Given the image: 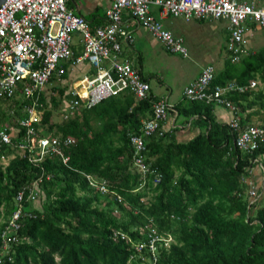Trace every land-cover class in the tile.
<instances>
[{
  "label": "trees",
  "instance_id": "1",
  "mask_svg": "<svg viewBox=\"0 0 264 264\" xmlns=\"http://www.w3.org/2000/svg\"><path fill=\"white\" fill-rule=\"evenodd\" d=\"M250 81L262 87L226 94L241 127L264 121V45L236 63L225 57L210 82L243 87ZM50 89L61 96L65 90ZM154 99L135 101L125 91L54 122L59 100L50 95L46 108L40 96L39 129L75 140L63 149L64 164L53 155L31 163L27 153H15L22 131L13 118L24 117L22 105L30 100H0V126L11 135L9 145H0V159L8 158L0 165V221L15 209L18 191L36 184L37 193L31 201L25 191L21 208L33 217L20 219L18 242L0 264H264V140L251 153L239 151L213 104L183 98L173 107L174 123H189L197 133L186 142L174 141L177 128L144 138L148 172L142 175L133 166L128 134H139L141 120L152 117ZM253 169L259 175L250 196ZM101 183L106 193L99 192ZM150 229L153 236L168 235V246L155 242L150 252Z\"/></svg>",
  "mask_w": 264,
  "mask_h": 264
},
{
  "label": "built area",
  "instance_id": "2",
  "mask_svg": "<svg viewBox=\"0 0 264 264\" xmlns=\"http://www.w3.org/2000/svg\"><path fill=\"white\" fill-rule=\"evenodd\" d=\"M67 1L5 0L0 5V100L14 97L30 100L29 104L22 105L24 117L16 120L22 131L16 151L27 153L31 163L40 162L46 155H53L61 158L64 164L68 158L64 156L63 149L75 142L70 137L49 135L41 131L38 125L42 111L39 97L43 96L45 86L53 77L58 81L63 79L67 68L86 63L93 73L83 75L67 85L69 100L62 113L63 120L125 91L130 92L135 101L149 97L148 83L140 71L128 61L120 60V41H124L127 46L133 42L124 27L123 12H127L130 20L144 28L164 51L182 58L188 57L183 40L163 28L161 19L170 16L185 21L226 23L230 33L226 51L235 63L253 48L254 32H260L264 44V0H108L104 24L94 29H90L81 15L67 9ZM153 9L156 10L157 18L152 14ZM73 35L80 37L82 49L79 54H76L72 42ZM213 75L211 65L203 66L199 75L184 88L183 96L190 101L213 104L228 110L232 117L227 124L236 134L233 140L235 148L251 153L264 140V121L258 125L241 127L238 109L226 99V94L253 89L255 81L243 87L233 82L210 87ZM151 112L150 119L141 121L139 134H128L133 166L142 175L148 172L143 156L144 138L155 133L162 135L165 131L163 125L172 124L175 116L172 105L164 98L151 101ZM18 130H13L15 135H18ZM10 143V133L6 127L0 126V145ZM158 179L156 177L154 182ZM87 180L91 187L95 186L89 177ZM34 188L36 184L32 185V189L22 188L14 197L15 209L4 220L0 233L1 252L6 251L2 256L8 254L11 244L18 242L20 219L33 217L22 211L21 204L26 190L27 199L34 200L37 196ZM98 190L106 193L103 183L98 185ZM247 190L250 196H254L253 185L248 180ZM153 234L154 229H150V252L155 250V242L162 241L165 247L171 242L168 235ZM140 248L136 247L137 250Z\"/></svg>",
  "mask_w": 264,
  "mask_h": 264
},
{
  "label": "rangeland",
  "instance_id": "3",
  "mask_svg": "<svg viewBox=\"0 0 264 264\" xmlns=\"http://www.w3.org/2000/svg\"><path fill=\"white\" fill-rule=\"evenodd\" d=\"M161 24L165 29L170 30L173 35L182 37L188 57L182 58L178 55H170L164 52L157 44L149 43V46L141 53L140 60L138 61L136 57L132 56L129 63L137 69L140 68L142 74L148 78L154 96L167 98L168 102L171 103L175 98L177 101H181L183 98L185 99L183 96L184 88L188 83L190 84L189 81L191 79L197 74L199 75L203 66L209 64L214 71L222 68V61L225 57L230 56L226 51V44L230 33L226 23L219 21L190 20L186 22L180 17H169ZM79 41L80 37L76 35L72 36V42L75 47H79L78 50L80 53L82 48ZM251 45L254 50L263 47L264 44L260 32H254ZM68 75L69 68L63 80L58 81L57 78L53 77L44 88L43 97L46 108H51L49 104L50 95L56 97L60 102L57 111L53 113L54 122H60L64 119L62 113L69 100V96L66 95L69 90L67 86ZM54 86L65 88L62 96L57 92L52 93L50 88ZM261 87L255 81L253 90ZM1 106L4 108L5 104L3 103ZM216 108L215 111L217 110ZM11 112L9 111L10 114H12ZM41 112L40 114H42ZM17 119L16 117L13 118L14 123H16ZM251 119L253 121L257 120L256 117H252ZM6 126L4 125V127ZM15 153L22 154L20 151H15ZM7 161L8 158L0 159V165L5 166ZM145 200V198L142 199V201ZM113 214H118V212L115 210ZM1 222H4L3 219ZM168 244L166 245L168 246ZM4 254H6V251L3 253L0 252V256Z\"/></svg>",
  "mask_w": 264,
  "mask_h": 264
},
{
  "label": "crops",
  "instance_id": "4",
  "mask_svg": "<svg viewBox=\"0 0 264 264\" xmlns=\"http://www.w3.org/2000/svg\"><path fill=\"white\" fill-rule=\"evenodd\" d=\"M256 1H258V0H256ZM108 6H109L108 0H69L66 3L67 9L72 11L74 14L81 15L86 20V22L88 23L90 29H94V28H96L98 26H102L104 24V12L108 8ZM152 14L154 17L157 18L155 9L152 10ZM169 17L161 19L160 22L161 23L164 22ZM122 21H123L125 29L129 32V34L133 38V42H132V44L127 46L124 41H120V50H121L120 51V60L130 62L129 60L132 58V56H134L139 61L141 53L143 52V50H145V48H147L149 46L148 44L149 43L157 44V43L149 36L148 32L144 28L138 26L136 23H134L132 20H130L129 14L127 12H123ZM166 30H168V29H166ZM168 31L171 33L170 30H168ZM173 36L182 39V37H180V36H176V35H173ZM157 45L160 46L159 44H157ZM78 49H79L78 47H75L76 54H79ZM164 52H166V51H164ZM170 55H176V54H170ZM207 65H209V64H207ZM133 68H135V67H133ZM67 69L65 72V76L67 74ZM135 69H137V68H135ZM138 70L140 71L141 75L143 76V78L148 83L149 95L154 97L155 98L154 100L164 98V97L158 98V97L153 95L151 88H150V85H149V82H148V78H146L142 74L140 68H138ZM92 73H93L92 70L88 67V65L86 63H79L75 67H73L72 69L69 68V75L67 77V85L71 81L78 79L83 75H91ZM197 76H198V74L193 79H191V81H189V82L191 83ZM188 85H189V83L187 84V86ZM164 99L167 100V98H164ZM167 102H168V100H167ZM178 102L179 101H177V99L175 98L173 102H171V103L168 102V103L170 105H172V107H175V105ZM215 108H214V114H215V117L218 121L228 122L229 119L232 117L231 113L228 110L217 107L216 108L217 110L215 111ZM141 121H143V120H141ZM173 128H177V130H175L172 133L173 139L175 142H186L197 133V129H193V128L189 127V123L184 124L183 126L180 127V125L178 123H174V120H173L172 124L169 122V123H166L165 125H163V129L165 131L173 129ZM188 136H192V137H188ZM250 175H251L250 179H248V180H250V183L253 184V181L258 180L257 179V176L259 175L258 171L256 169H253V170H251Z\"/></svg>",
  "mask_w": 264,
  "mask_h": 264
},
{
  "label": "water",
  "instance_id": "5",
  "mask_svg": "<svg viewBox=\"0 0 264 264\" xmlns=\"http://www.w3.org/2000/svg\"><path fill=\"white\" fill-rule=\"evenodd\" d=\"M5 0H0V5L4 2Z\"/></svg>",
  "mask_w": 264,
  "mask_h": 264
}]
</instances>
